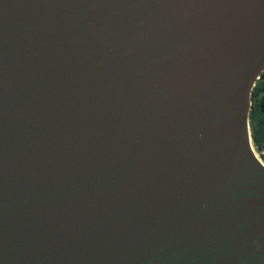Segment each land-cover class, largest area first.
Here are the masks:
<instances>
[{
	"label": "water",
	"instance_id": "water-1",
	"mask_svg": "<svg viewBox=\"0 0 264 264\" xmlns=\"http://www.w3.org/2000/svg\"><path fill=\"white\" fill-rule=\"evenodd\" d=\"M263 72L264 0H0V264H264Z\"/></svg>",
	"mask_w": 264,
	"mask_h": 264
},
{
	"label": "flooded vegetation",
	"instance_id": "flooded-vegetation-1",
	"mask_svg": "<svg viewBox=\"0 0 264 264\" xmlns=\"http://www.w3.org/2000/svg\"><path fill=\"white\" fill-rule=\"evenodd\" d=\"M251 103L250 123H252L253 129L252 137H254V142L260 139L264 144V72L254 85Z\"/></svg>",
	"mask_w": 264,
	"mask_h": 264
},
{
	"label": "rangeland",
	"instance_id": "rangeland-1",
	"mask_svg": "<svg viewBox=\"0 0 264 264\" xmlns=\"http://www.w3.org/2000/svg\"><path fill=\"white\" fill-rule=\"evenodd\" d=\"M250 126L251 135H253L252 123H250ZM252 147L255 154L264 163V144L260 141V139L254 142V137H252Z\"/></svg>",
	"mask_w": 264,
	"mask_h": 264
},
{
	"label": "bare ground",
	"instance_id": "bare-ground-1",
	"mask_svg": "<svg viewBox=\"0 0 264 264\" xmlns=\"http://www.w3.org/2000/svg\"><path fill=\"white\" fill-rule=\"evenodd\" d=\"M251 146H252V140H251ZM252 150H253V147H252ZM253 152H254V150H253ZM254 154H255V152H254ZM255 156H256V158L263 164V166H264V163L258 158V156L255 154Z\"/></svg>",
	"mask_w": 264,
	"mask_h": 264
}]
</instances>
